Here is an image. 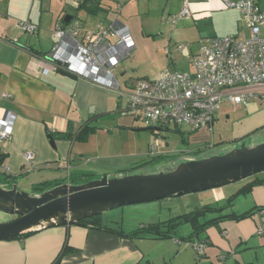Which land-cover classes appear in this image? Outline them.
I'll return each mask as SVG.
<instances>
[{
    "label": "crops",
    "instance_id": "crops-1",
    "mask_svg": "<svg viewBox=\"0 0 264 264\" xmlns=\"http://www.w3.org/2000/svg\"><path fill=\"white\" fill-rule=\"evenodd\" d=\"M116 1L122 8L130 6L136 12L147 15L152 12V3L158 0H122V3L121 0H103L102 9L95 14L109 11ZM256 1L264 9V0ZM185 2L191 14L172 22V17L179 14ZM80 3L81 0H0V117L8 111L17 115L12 137L0 141V147L6 153L0 172L11 176L16 183L33 172L46 171L53 175V179L27 182L30 191L35 184L43 181L65 182L76 177L78 181L72 182L79 183L87 177L108 174L83 169L82 157L78 155L84 154L86 149H89L86 153L96 159L94 162L111 159L120 163L124 159L132 164L124 169L120 167L114 173L132 168L149 157L168 155L174 151V148L168 147L169 142L153 154L150 149L141 151L138 132L152 128L144 127L142 121L127 110L122 114V100L114 89L84 78H73L59 70H52L47 75L42 73V68L49 65L47 54L56 42L54 29L57 24H64L61 21L63 16L66 21V16L71 15L66 24L78 21L85 30L106 25L99 22L96 28H87L78 15L74 16L75 11L89 13L79 8ZM163 12H167V16L163 15L166 22L162 25H167L165 31L158 28L159 37L155 39H160V46H165L170 52L172 45L178 51L188 50L189 47L185 54L190 64L188 72L194 71L193 56L210 39L225 35L250 36L241 12L229 8L222 0H164ZM20 22H32L37 25V30L29 33L19 25ZM114 22L129 26L119 19L109 23ZM131 32L135 50L137 42L132 29ZM180 45L183 47L179 48ZM173 56L169 53L170 62ZM170 62L155 79L165 69L186 71L172 67ZM120 68L115 70L119 79L120 74H127L126 70L119 73ZM93 116H96L94 124L97 129L86 143L54 137L55 145L52 144L49 134L65 131L69 124L77 130ZM124 131L127 135L126 149L122 142ZM162 133L176 134L179 141L184 139L188 144L206 146L210 141L206 129L193 131L175 127ZM198 149L201 148L196 147ZM26 150L35 153L30 170L24 160L23 152ZM63 170L67 175L59 176L58 171ZM0 184L6 185L3 182ZM172 197L167 202L169 216L150 224H159L207 205L222 210L206 212L198 218L199 224L222 215L249 214L241 218H221L198 230L191 221L183 218L177 221V225L162 227L169 230L170 235L161 238L126 236L120 231L127 234L135 229L126 231L104 223L101 226L114 231L80 224L36 229L16 238L0 240V264H53L66 247L69 250L60 264H264V235L258 234V229L264 225L260 212L264 208V170L220 187ZM180 222L189 225L187 232L183 228V233L177 232L182 225ZM144 224L148 225H141ZM194 243L205 244L203 254L196 251Z\"/></svg>",
    "mask_w": 264,
    "mask_h": 264
},
{
    "label": "built area",
    "instance_id": "built-area-1",
    "mask_svg": "<svg viewBox=\"0 0 264 264\" xmlns=\"http://www.w3.org/2000/svg\"><path fill=\"white\" fill-rule=\"evenodd\" d=\"M222 1L241 12L250 31L249 37H214L202 44L193 56V72L165 69L155 80L135 82L126 93L127 111L158 135L172 126L185 125L193 131L208 129L224 101L246 104L255 93L264 94V9L256 0ZM190 14L185 2L171 21L177 22ZM19 25L29 33L37 30L32 22ZM54 32L56 42L47 54L49 65L42 68L43 74L64 70L97 85L121 90L122 83L115 68L129 58L136 47L128 25L114 22L85 30L75 21L57 24ZM16 118L12 111L0 117V141L12 137ZM155 150L154 145L151 153ZM23 155L30 170L35 153L26 150ZM260 212L264 218V208ZM258 234L264 235V225L258 229ZM193 245L198 253H204V243Z\"/></svg>",
    "mask_w": 264,
    "mask_h": 264
},
{
    "label": "rangeland",
    "instance_id": "rangeland-1",
    "mask_svg": "<svg viewBox=\"0 0 264 264\" xmlns=\"http://www.w3.org/2000/svg\"><path fill=\"white\" fill-rule=\"evenodd\" d=\"M163 3L164 0L153 2L152 12L147 15L136 12V10L130 8V6L122 8L121 4L117 1L113 3V7L109 11L103 10L98 14L92 15L87 12H74V16L78 15L89 29L96 28L98 26L97 23L99 22L107 24L110 21L119 19L122 22L128 23L133 30L137 42V48L133 51L130 58L121 61L115 68V70H117L119 66L121 67L118 69L119 73L124 70L127 71V74H120L119 76L122 83L121 90H115L118 94L117 96H119L118 98H120L119 100H122V114L128 109V98L126 93L129 92L131 86L139 80L155 79L160 70L169 64V53L174 54V58L171 59L170 62L172 67L186 71L190 69L189 60L185 56L189 47L188 50L178 51L175 49V45H172V51L170 52L165 49V46H160V39H155L156 37H159L158 31H165L164 28L167 25H162V23L166 22L163 21V15L167 16V12H163ZM106 5L107 7H110L108 3H105V6ZM145 23L152 26L153 29L150 30ZM156 33H158V35L155 36L154 34ZM193 49H195V47ZM171 128L175 129V126H172ZM181 128L185 130L188 129L185 125L181 126ZM206 130L210 137L209 145L205 144L206 146L194 143L188 144L187 142L179 141V137L177 138V135L173 133H167L168 135L160 133V135H157L155 131L151 129L139 131L138 137H140L141 151H148V149L151 151V148L154 145L157 150H161V148L165 147L167 142H169L168 147L174 148V151L135 169L134 172L168 173L177 169L179 165L184 162L186 156L190 154L216 156L226 154L235 148L241 147L243 144L264 143V95L255 93L248 99L246 104H234L229 101H224L214 123ZM186 137H188V135ZM77 142L82 144L87 141L77 140ZM122 142L124 143V149H126L127 147L125 143H127V135L125 131L122 133ZM196 147H200L201 149L196 151ZM87 150L89 149H86L85 151L87 152ZM86 152L78 155L82 157L81 160L83 161L84 170H92L98 173L108 174L109 172H113L109 174L112 175L115 174V171L120 170V167L124 169L125 166L128 165L127 167H130L132 165L124 159H122V162L120 163H114L116 161H112L111 159L101 163H98L97 161L94 162L96 159L92 154H87ZM58 173H60L59 176L67 175L65 170L58 171ZM52 176L51 173L46 171H42L41 173L33 172L27 177L20 178L18 183L23 190L30 191L29 187L26 185L27 182L30 183L31 181L33 182L46 178L53 179ZM98 176L101 177V174ZM3 180H6V175L5 173L0 172V183L3 182ZM190 194H194V192ZM171 198L173 197H166L143 203L127 204L109 210L101 214V222L106 225L122 228L126 231L138 229L141 227L142 223L150 224L157 222L160 219H166L169 216L167 202L168 200H171ZM15 216L17 215H12L0 210V222L9 221L12 217L15 218ZM181 228L187 232L190 227L189 225L186 226V224H182L177 232L183 233Z\"/></svg>",
    "mask_w": 264,
    "mask_h": 264
},
{
    "label": "water",
    "instance_id": "water-1",
    "mask_svg": "<svg viewBox=\"0 0 264 264\" xmlns=\"http://www.w3.org/2000/svg\"><path fill=\"white\" fill-rule=\"evenodd\" d=\"M70 19L67 15L66 21ZM48 136L55 145L52 135ZM137 168L79 183L68 180L42 192L23 190L16 182L0 185V210L18 216L0 222V240L36 229L79 224L82 219L127 204L199 192L249 177L264 170V143L243 144L216 156L190 154L168 173H135Z\"/></svg>",
    "mask_w": 264,
    "mask_h": 264
},
{
    "label": "trees",
    "instance_id": "trees-1",
    "mask_svg": "<svg viewBox=\"0 0 264 264\" xmlns=\"http://www.w3.org/2000/svg\"><path fill=\"white\" fill-rule=\"evenodd\" d=\"M103 0H81L80 3V9H85L87 10L89 13L95 14L97 13L99 10L102 9L101 3ZM61 21L66 24L65 21V16H63L61 18ZM96 119V116H93L92 118H89L88 120H86L77 130L74 129L72 124H69L68 128L65 131H56V132H52V137H59V138H68V139H75V140H80V141H87L90 137V135L92 133H94V131L97 129V126L94 124V121ZM171 130H174V128ZM183 141H185L183 139ZM198 151V150H196ZM162 156H166V155H160V156H153V157H149L145 160H143L140 163H137L136 165H134L132 168L129 169H125L123 171H127V170H132L134 168L146 165L147 163L154 161ZM6 157V153L1 149L0 147V165H2L4 163ZM5 173V172H3ZM15 179V177L13 178V180ZM91 179L90 177L85 178L84 180L81 181H86ZM70 181L72 182H76L78 181V179L76 177L70 179ZM3 183L9 184L11 185L12 183H14L11 180V176H6V180H3ZM62 182L57 181V180H53V181H43L40 183H37L33 186V191L34 192H42L44 190H47L53 186H56L58 184H60ZM245 188H243L242 190H244ZM232 198V197H231ZM230 198V199H231ZM217 210H222V208H216L213 206H204L200 209H197L195 212L192 213H188V214H184L182 216H179L177 218L174 219H170L168 221H164L162 223L159 224H148V225H141V227H139L138 229H135L127 234H124L123 231H120L121 234L126 235V236H131V237H167L170 234L169 230L166 229H162V227L164 226H170V225H177V221L180 219H186L188 221H191L192 224L196 227V229L198 230L200 227H204V226H208L210 224L215 223L217 220L221 219V218H241L244 217L246 215H248L249 213H244V214H229V215H222L220 217L217 218H213L207 222H205L204 224H199L198 223V218L200 216H202L203 214H205L206 212H213V211H217ZM101 214L99 215H95L89 218H85L82 219L79 224L80 225H90V226H95V227H100L109 231H114L113 229L107 228V227H103L102 222H101ZM69 249L66 247L64 248L59 255L57 256L56 260L54 261L53 264H60L63 255L68 251Z\"/></svg>",
    "mask_w": 264,
    "mask_h": 264
},
{
    "label": "flooded vegetation",
    "instance_id": "flooded-vegetation-1",
    "mask_svg": "<svg viewBox=\"0 0 264 264\" xmlns=\"http://www.w3.org/2000/svg\"><path fill=\"white\" fill-rule=\"evenodd\" d=\"M18 216H15V218H17ZM14 217H12V219L11 220H13V219H15Z\"/></svg>",
    "mask_w": 264,
    "mask_h": 264
}]
</instances>
